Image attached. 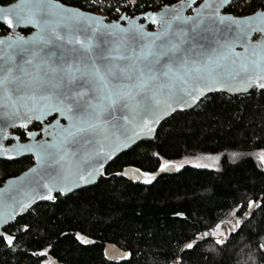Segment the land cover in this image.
I'll return each mask as SVG.
<instances>
[{"label":"snow or ice","instance_id":"obj_1","mask_svg":"<svg viewBox=\"0 0 264 264\" xmlns=\"http://www.w3.org/2000/svg\"><path fill=\"white\" fill-rule=\"evenodd\" d=\"M193 123L224 141L194 167L232 199L173 210L151 243L130 193L184 167L160 149ZM16 165L0 264H63V242L99 264H264V0H0V170Z\"/></svg>","mask_w":264,"mask_h":264},{"label":"trees","instance_id":"obj_2","mask_svg":"<svg viewBox=\"0 0 264 264\" xmlns=\"http://www.w3.org/2000/svg\"><path fill=\"white\" fill-rule=\"evenodd\" d=\"M223 150L224 141L220 140L218 135H212L210 131L205 132L203 125L195 123L192 124L191 128H185L183 131H180L178 126L177 131L166 138L163 147L160 149L161 153L173 162L204 157ZM138 159L140 158L133 155L125 156L114 167ZM225 163L228 162L225 161ZM229 167L233 168L234 171L228 173V182L232 185L237 183L250 185L252 177L245 168H236L235 165H229ZM22 170H24L23 166L16 165L7 170H0V176L18 175L19 171ZM208 172V169L184 165L178 174L162 176L158 183L154 182L155 186L151 187L150 190L141 186L139 190L130 193V200L147 205L142 210L135 209V211H142L146 218L144 223L148 227L145 231L155 233V239L151 243L163 244L167 241L169 233H175L178 230L180 225H173L169 220L173 210L199 212L207 220L209 215L214 217L219 212L222 202L231 201L233 193L222 186L214 187ZM184 193L187 194L186 197L182 195ZM205 197L210 198L205 199ZM72 224L74 221L65 222L58 226L68 227ZM82 226L87 228V222ZM101 236L102 239L98 241L100 243H107L114 238L111 230L101 234ZM60 251L65 254L63 264H99L100 250L98 248L84 249L81 247L73 249L67 242H63Z\"/></svg>","mask_w":264,"mask_h":264},{"label":"rangeland","instance_id":"obj_3","mask_svg":"<svg viewBox=\"0 0 264 264\" xmlns=\"http://www.w3.org/2000/svg\"><path fill=\"white\" fill-rule=\"evenodd\" d=\"M185 161H186V163H185ZM176 163L177 164L184 163V165H193L194 166L195 164H209V165H211L212 161L207 160V159H202L199 157H195V158L184 159V160L178 161Z\"/></svg>","mask_w":264,"mask_h":264},{"label":"water","instance_id":"obj_4","mask_svg":"<svg viewBox=\"0 0 264 264\" xmlns=\"http://www.w3.org/2000/svg\"><path fill=\"white\" fill-rule=\"evenodd\" d=\"M174 163H176V162H174ZM178 173L179 172L173 171V172H170V173H165L162 176H165V175H175V174H178Z\"/></svg>","mask_w":264,"mask_h":264}]
</instances>
